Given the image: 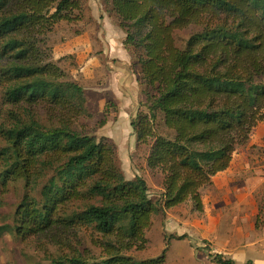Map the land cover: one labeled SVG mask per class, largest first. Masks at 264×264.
Returning <instances> with one entry per match:
<instances>
[{"label":"trees","instance_id":"obj_1","mask_svg":"<svg viewBox=\"0 0 264 264\" xmlns=\"http://www.w3.org/2000/svg\"><path fill=\"white\" fill-rule=\"evenodd\" d=\"M103 3L125 31L140 71L149 111L141 109L131 125L137 142L150 144L147 162L162 171L164 191L153 199L143 176H125L109 137L76 129L88 110L87 89L44 60L45 37L58 22L73 21L82 0H0L5 103L41 105L54 121L0 123L7 144L0 149V184L23 179L27 187L10 230L27 237L85 226L102 236L101 259L60 256L46 264H164L169 242L158 257L136 259L125 250L145 247L154 215L187 201L203 211L202 189L264 122V0ZM191 26L198 30L180 46L176 31ZM117 104L108 96L100 105L114 114ZM158 114L172 135L156 131ZM43 177L37 199L32 191ZM213 259L234 263L220 253Z\"/></svg>","mask_w":264,"mask_h":264},{"label":"rangeland","instance_id":"obj_2","mask_svg":"<svg viewBox=\"0 0 264 264\" xmlns=\"http://www.w3.org/2000/svg\"><path fill=\"white\" fill-rule=\"evenodd\" d=\"M101 11L109 13L103 0H82L81 8L75 12L74 20L58 22L53 31L45 37V42L41 44L44 60L59 65L65 72L66 80L77 81L87 89L88 110L77 122L76 129L94 135L98 140L103 136L109 137L117 145L120 165L125 176L128 179L136 175L143 176L148 182L150 196L158 199L164 191V175L160 169L149 167L147 156L150 144L138 143L131 125L132 119L141 109L148 110L143 105L145 95L142 98L140 93V98H137L134 97L133 90H129V96L134 98L130 100L125 94L128 87L125 86V82L119 80V77L127 67L117 64V61L115 64L113 62L121 53L118 46L122 48L121 38L126 37V33L120 31L119 35L114 36L117 38L115 41L111 39L106 27H115L117 20L110 14H107L108 18L105 19ZM197 30V26H191L176 31L177 43L185 46ZM121 61L124 63V60ZM132 85L136 91H140L135 80ZM110 91L112 95L115 96L117 93L120 96L117 97L119 109L114 114H106L101 106L105 102L106 93L111 95ZM5 102L3 88L0 87V123L4 122L7 127L19 121L29 123L33 120L45 126H53V117L45 107L15 106ZM104 119L106 122L102 124ZM155 126L159 134L168 136L173 134L165 126L161 114H158ZM6 145V141L0 136V149ZM2 168L0 165V171ZM46 178H41L39 186L32 191V195L37 199L41 198V187ZM25 184L23 179H10L9 182L0 184V264H46L51 258L60 256H85L90 260L104 257L106 253L101 244L102 236L90 227L77 226L66 231H48L27 237H21L15 231H11L10 228L12 229L16 223L17 207L27 191ZM173 213L181 218L186 216L190 221L202 217L194 208L192 201L182 203ZM166 221L167 213L154 215L152 224L146 230L145 247L134 246L125 250V253L136 259L158 257L169 242L170 252L167 251V260L164 264H221L214 261L213 257L219 253L220 248L223 250L225 245L222 243L213 245L198 238L192 243H176L171 247V239L176 237L167 234ZM189 250L197 253L196 258L187 253Z\"/></svg>","mask_w":264,"mask_h":264},{"label":"crops","instance_id":"obj_3","mask_svg":"<svg viewBox=\"0 0 264 264\" xmlns=\"http://www.w3.org/2000/svg\"><path fill=\"white\" fill-rule=\"evenodd\" d=\"M101 13L105 19L108 18L106 15L110 14L117 20L111 13ZM106 28L114 41L117 39L114 36L119 35L120 31L125 33L118 20L115 27ZM124 40L125 37L121 38L122 48L118 46L121 53L113 64L117 61V64L127 67L119 80L125 82L128 87L125 89L128 98H132L129 96V90H133L134 97L138 98L141 93L143 98L140 71L137 66H133V55ZM121 60H124V63ZM134 80L140 91H136L132 85ZM106 94L105 100L108 96L116 100L120 98L117 93L116 97L112 92L111 95ZM121 109L122 106L120 111ZM202 198L204 208L203 211H198L202 217L194 221L173 213L182 204L166 211L167 234L176 237L171 239V247L176 243H192L201 238L213 245H225L223 250L219 249V253L226 259H232L233 264H264V122L253 130L245 144L236 148L229 166L214 175L212 183L202 189ZM181 235L185 237L178 239L177 236ZM187 253L195 258L197 256L194 250Z\"/></svg>","mask_w":264,"mask_h":264}]
</instances>
